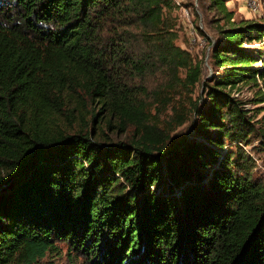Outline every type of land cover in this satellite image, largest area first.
<instances>
[{
	"label": "trees",
	"instance_id": "1",
	"mask_svg": "<svg viewBox=\"0 0 264 264\" xmlns=\"http://www.w3.org/2000/svg\"><path fill=\"white\" fill-rule=\"evenodd\" d=\"M212 1L195 96L173 0H0V264H264V20Z\"/></svg>",
	"mask_w": 264,
	"mask_h": 264
},
{
	"label": "rangeland",
	"instance_id": "2",
	"mask_svg": "<svg viewBox=\"0 0 264 264\" xmlns=\"http://www.w3.org/2000/svg\"><path fill=\"white\" fill-rule=\"evenodd\" d=\"M226 4L229 9L234 11L233 17L237 20L241 17L260 18L261 13L264 11V7H262L261 12L256 13L246 6L243 0H226ZM170 11L175 21V28L178 31L176 42L186 48L194 60H201L203 63L202 81L197 84L196 92H194L196 96L202 88V82L215 74V67L210 58L211 45L209 37L213 39L218 34L219 27L226 24V18L212 0H173V7ZM258 43L257 41L252 42V44ZM161 77H158V74L147 75L149 87H154ZM256 89L257 86L251 83H239L235 86L233 92L246 101L248 108H253L257 105H264V102L260 104L253 102ZM256 119L264 123V109L257 113ZM82 126V122L77 124V127L81 128ZM184 131L189 134L193 132L189 121L178 127L177 134H182ZM99 133L101 139L107 142L124 138L127 134H122L106 125H104L103 131ZM254 143L258 144V139H254ZM252 146L253 144H250L245 147L247 151L251 152L256 161L254 175L264 181V151ZM61 245L63 252L55 258V264H76L81 262L82 257L77 251L70 248L66 243H61Z\"/></svg>",
	"mask_w": 264,
	"mask_h": 264
},
{
	"label": "built area",
	"instance_id": "3",
	"mask_svg": "<svg viewBox=\"0 0 264 264\" xmlns=\"http://www.w3.org/2000/svg\"><path fill=\"white\" fill-rule=\"evenodd\" d=\"M243 2L256 13L261 12V8L264 7V0H243ZM260 18L264 20V11L261 13Z\"/></svg>",
	"mask_w": 264,
	"mask_h": 264
}]
</instances>
